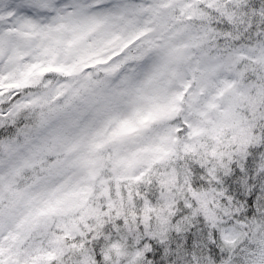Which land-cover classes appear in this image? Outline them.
<instances>
[{"label":"snow or ice","instance_id":"obj_1","mask_svg":"<svg viewBox=\"0 0 264 264\" xmlns=\"http://www.w3.org/2000/svg\"><path fill=\"white\" fill-rule=\"evenodd\" d=\"M0 264H264V0H0Z\"/></svg>","mask_w":264,"mask_h":264}]
</instances>
